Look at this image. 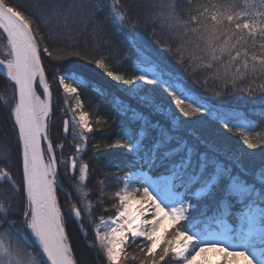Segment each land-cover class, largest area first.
Segmentation results:
<instances>
[{"label": "snow or ice", "instance_id": "1", "mask_svg": "<svg viewBox=\"0 0 264 264\" xmlns=\"http://www.w3.org/2000/svg\"><path fill=\"white\" fill-rule=\"evenodd\" d=\"M188 2L191 4V0ZM46 4L47 0H40L36 6ZM236 7L235 3L200 5L196 13L189 14V19L184 21L176 10L175 0H168L155 5L159 10L150 12L144 23L146 27L153 26L155 42L163 44L165 51L172 53L173 48L159 38L157 25L161 32L168 33L169 41L179 42L176 51L187 50L191 45L189 61H198L195 70L208 71L210 76L225 82L231 77L232 90L245 91L237 89V80L264 79V0H259L258 5L244 0V9L258 10L235 11ZM92 11L102 9L96 4ZM110 11L120 33L137 49L133 65L136 74L125 78L123 74L114 73L104 57L96 59L95 65L111 80L129 86L126 91L134 98L143 93V106L149 113L121 105L124 115L137 127H123L110 147L124 149L133 157V171L118 182L113 204L115 216L101 217L94 229L100 251L108 264H123L128 260V247H138L144 253L139 264H167L168 261L175 264H264V170L249 175L224 163L189 131V122L197 123L193 117L206 115L229 131L237 129L247 148L255 149L258 144L249 137L255 125L210 104L162 62L154 60L137 44L134 35H130L140 21L130 22L119 0H113ZM70 16L71 10L51 5L50 10L42 11L37 18L10 0H0V30L6 34L8 48L7 58H0V75L14 85L11 118L22 149L20 183L9 171L0 168V183H7L11 192L10 195L0 193L8 201L7 206L0 202V264H77L57 202V159L48 137L52 92L42 53L48 56L53 53L48 46L41 50L32 27L34 20L49 25L55 19L56 31L47 37L55 42L60 32L67 30ZM74 54L84 58L79 51ZM178 62L183 63L182 53ZM37 81L43 88V99L37 94ZM202 84L207 89L208 79ZM143 85L154 87L147 89ZM59 86L65 94H76L73 112L83 109L78 89L87 84L76 71L68 69L59 74ZM157 88L162 89L170 101H159L154 96L148 98V93H154ZM257 91L262 94L260 102L264 104V84ZM247 92L252 95L253 89L249 87ZM153 116L159 119L154 120ZM73 121L83 130L80 139L86 143L88 138L83 132L93 130L88 113L81 111L73 116ZM63 130L69 131L67 120ZM42 141L48 142L47 163ZM76 151L79 153L80 148ZM9 158L7 149H0V159ZM137 165L141 171L147 168L156 178L136 176ZM71 168H77L75 158ZM88 176L89 166L80 164L79 180L84 182ZM21 197L22 202L18 199ZM13 205L19 212L13 211ZM70 212L77 221L81 219V211L75 206ZM15 215L20 216V228L15 227L17 220L9 219ZM88 215L91 216V205ZM137 240L146 244L138 245ZM131 259L137 260V257L133 255Z\"/></svg>", "mask_w": 264, "mask_h": 264}, {"label": "trees", "instance_id": "2", "mask_svg": "<svg viewBox=\"0 0 264 264\" xmlns=\"http://www.w3.org/2000/svg\"><path fill=\"white\" fill-rule=\"evenodd\" d=\"M203 0H175L177 12L182 20L187 21L189 14H195L197 8ZM209 5L216 3L228 5L235 3V11L258 10L244 9V0H207ZM13 5L20 6L26 13H32L34 17H39L42 11L50 10L51 5H59L65 11L71 10L72 16L68 19V28L61 31L55 42L47 37L56 31L55 19L52 23L33 22L34 34L37 36L38 44L43 50L45 46L53 53L48 56L42 53V63L45 68V75L52 92V112L48 119V137L53 146V154L56 156V180H57V202L64 217L65 230L68 242L72 247V254L76 258L77 264H108L106 257L100 251L95 240L94 229L98 225L100 218L114 217L116 210L113 204L116 203L114 193L118 190L119 180L132 169L133 157L124 149L110 147L115 143L117 134L123 127H137L129 120V116L124 115L121 105L131 106L147 114L149 109L143 106V102L132 97L125 90L121 89L116 81L111 80L103 70L95 65V60L104 57L113 69L125 68L128 72L133 69L134 62L137 60V49L132 46L126 35H122L118 30V25L113 21L110 5L113 0H47L46 5L37 7L40 0H10ZM168 0H119L121 10L128 13L130 22L139 19L138 27L132 29L130 35H134L137 44L156 61L162 62L171 73L182 78L189 88L206 98L210 104L215 105L221 111L235 113L240 119L250 121L255 125L252 131H264V104H261L262 94L257 91L264 79L252 78L243 81L237 80V89L232 90V78L227 82L224 79H215L209 75L208 71H197L198 61H189L188 49L176 51L178 41H169L168 33L161 32L159 25L156 26V33L161 40L170 43L173 52L164 50L163 44H157V36L153 35V26H145L144 19L160 3H167ZM259 4V0H249V3ZM99 4L102 11H92V6ZM76 6V7H73ZM99 22V27L97 26ZM63 27V20H61ZM182 31V29H181ZM44 37V39H41ZM0 49L8 50L6 34L0 30ZM79 51L84 57L81 59L74 53ZM2 52L0 58H7V52ZM183 54V63L178 60ZM92 61V62H89ZM68 69L76 71L84 79L87 86H82L79 90L80 99L84 110L89 114L92 123V132L84 131L88 138L86 147L81 155L76 157L77 168L72 171L70 160L77 154L76 147L79 144L77 131L71 121V110L73 99L64 93L59 86V74ZM223 73L221 72V76ZM208 79L207 89L202 82ZM251 87L253 94L249 95L247 89ZM42 91L40 86H37ZM14 85H11L6 77L0 75V149H7L9 159H0V168L9 171L17 183L21 182V146L18 143L17 131L14 128V119L11 118V108L14 106ZM217 92L226 93L217 95ZM5 102L7 106H5ZM130 115V114H129ZM104 116V118H103ZM152 119H159L153 116ZM69 122V131L64 134V121ZM100 123L97 124L96 121ZM235 123V121H233ZM234 128L226 132L219 131L209 137L197 136L202 145H206L210 153L217 155L224 163L236 166L240 171L251 175L257 169L264 167L263 159L258 167L251 169L241 166L236 161L230 159L223 150L221 142L232 139L233 135L238 134ZM220 142V143H219ZM99 145V147H97ZM45 155L47 145L44 143ZM89 166V176L86 181L79 180V165ZM118 166V167H117ZM123 169V170H121ZM140 169L137 165L136 170ZM135 170V171H136ZM143 170L148 171L147 168ZM154 175V174H153ZM0 193L10 195V187L7 183H0ZM86 194V195H85ZM22 202L23 198H18ZM0 202L7 206L8 201L0 196ZM91 205V216L88 215V206ZM75 206L81 211V225L83 232L70 209ZM13 211L19 209L13 205ZM10 220H17L16 228H20V216H10ZM85 233L87 235L85 236ZM145 243L137 240V244ZM95 245L89 247V245ZM35 251V249H32ZM126 251L129 259L123 264H139V259L144 255L138 247H128ZM135 255L137 260H132ZM167 264H175L168 261Z\"/></svg>", "mask_w": 264, "mask_h": 264}, {"label": "rangeland", "instance_id": "3", "mask_svg": "<svg viewBox=\"0 0 264 264\" xmlns=\"http://www.w3.org/2000/svg\"><path fill=\"white\" fill-rule=\"evenodd\" d=\"M201 5H209V2L207 0H203ZM1 51L6 53L8 50L0 49V56H2ZM107 65L109 66V69L111 71H113L116 74H123L125 76V78H130L131 76L136 74L133 72V69L130 72H128L125 68L115 70V69H113V67L109 63H107ZM117 83L119 84L121 89H123L125 91L129 87V86L123 85L119 82H117ZM37 85H39L38 81H37ZM81 87L78 89V92L81 89ZM143 87L147 88V89H151L154 86L143 85ZM126 92L129 93L128 91H126ZM37 94L41 96V99H43V92L41 90L37 89ZM129 94L133 97V95L131 93H129ZM67 95L70 96L71 99H73L72 107H70L71 121L74 125V128L77 131V134H78L77 137L79 138V144L77 145V147L80 148V152L79 153L77 152L76 156L74 157V158H76V157L81 155L82 151L84 150V147H86V143L80 139V134L83 130L80 129L78 122L73 121V116L74 115L78 116L81 111H84V112H86V111L84 110V107H83V109H76V112H73L72 109L75 108V106H76V99H75L76 94H67ZM78 95H79V93H78ZM153 96L155 97L156 100H159V101L168 102L171 99L170 97L167 96V94L165 92H163L162 89H159V88H157L154 93L153 92L148 93V98H152ZM79 98H80V95H79ZM136 99L143 102L145 99V95L143 93H141V95L139 97H136ZM80 101H81V99H80ZM88 118H89L90 125L92 126L89 114H88ZM103 118H104V116H103ZM181 119H185V118L181 116ZM192 119L194 121H197V123L192 124L190 121L189 123H190L191 127L189 128V131L193 132L196 136L204 135L205 137H209L213 134L218 133L219 131L226 132L228 130L223 126L222 123H220V122H218V121H216V120H214L211 117H208L206 115L205 116H196V117H193ZM235 130L237 131V129H235ZM235 130H233V131H235ZM83 135L85 136L84 132H83ZM249 137H250V139H252V141L254 143L258 144V147H256L255 149L247 148V146L243 143V137L239 136L238 134L233 135V137H232V139L234 140V143H231L233 141L228 140L227 138L223 142H221V143L219 142V143L222 144L223 150L227 153V155L230 159L236 161L241 166L243 165L245 167H249L251 169H254V168L259 166L260 161H262V159H263L262 154L264 152V131H250ZM77 147H76V149H77ZM46 157H47V161H48L49 154ZM72 159L73 158H71V160H70V165H71ZM71 170L74 171L72 168H71ZM261 170H264V167H262L260 169L258 168L256 173H258ZM135 175L136 176L151 175L153 179L156 178L155 175L150 174L148 171H145V170L135 171ZM104 219H108V218H104ZM98 225H99V223H98Z\"/></svg>", "mask_w": 264, "mask_h": 264}, {"label": "water", "instance_id": "4", "mask_svg": "<svg viewBox=\"0 0 264 264\" xmlns=\"http://www.w3.org/2000/svg\"><path fill=\"white\" fill-rule=\"evenodd\" d=\"M66 134V133H65ZM47 142V141H46ZM41 146H42V142H41ZM43 148V147H42ZM46 162V161H45ZM73 216H74V214H73ZM75 217V216H74ZM76 221H77V219H76ZM80 221V220H79ZM79 221H77L78 223H79ZM79 225H80V223H79ZM80 227H81V225H80Z\"/></svg>", "mask_w": 264, "mask_h": 264}]
</instances>
